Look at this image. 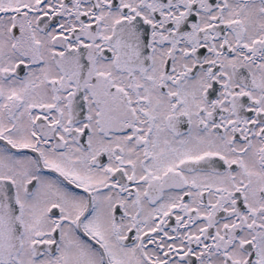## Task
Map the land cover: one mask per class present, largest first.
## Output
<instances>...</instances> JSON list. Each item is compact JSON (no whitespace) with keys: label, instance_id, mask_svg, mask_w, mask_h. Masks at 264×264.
Instances as JSON below:
<instances>
[{"label":"snow or ice","instance_id":"snow-or-ice-1","mask_svg":"<svg viewBox=\"0 0 264 264\" xmlns=\"http://www.w3.org/2000/svg\"><path fill=\"white\" fill-rule=\"evenodd\" d=\"M0 264H264V0H0Z\"/></svg>","mask_w":264,"mask_h":264}]
</instances>
